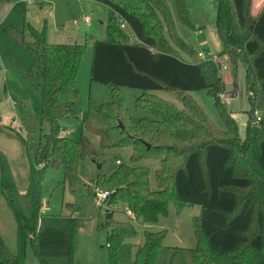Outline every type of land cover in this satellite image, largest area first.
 <instances>
[{"label": "trees", "instance_id": "trees-1", "mask_svg": "<svg viewBox=\"0 0 264 264\" xmlns=\"http://www.w3.org/2000/svg\"><path fill=\"white\" fill-rule=\"evenodd\" d=\"M97 1L109 7V40L94 43L91 79L111 85L113 98L106 103L91 101L82 115L77 110L81 94L76 80L85 45L50 43L46 27L39 30L29 25V41L11 29L34 58L27 79L40 94V121L49 123V131L40 128L31 139L17 132L30 164L23 193L0 150L4 194L18 219V253L0 235V264H27L28 242L36 244L44 206L45 170L63 166L65 179L74 185L82 161L88 157L97 161L98 149L89 135L75 140L66 134L63 121L77 118L88 133L99 137L101 148H131L130 163L120 162L115 171L94 180L95 189L110 192L109 207L127 204L135 220L151 224L168 213L170 203L178 210L200 205V214L194 218L197 245L189 249L194 264H264V116L251 123L255 110L264 107V6L253 16L249 0H217L216 25L224 43L221 53L235 68L244 63L249 93H253L242 138L225 106L220 66L211 59L196 63L184 59L183 50L198 53L178 35L164 0ZM175 6L179 19L189 24L185 0H175ZM17 8L24 13L26 5L20 2ZM122 86L174 93L182 105L148 93L137 99V105L157 117L132 118ZM198 89L213 95L227 129H218L192 97L190 91ZM18 110L25 122L33 121L30 102L22 101ZM145 161L158 162L156 188L150 185L151 167ZM132 221L115 219L114 212L106 209L101 227L108 230L109 264H156L165 231L145 230L143 243H135L138 229ZM41 264L50 263L43 260Z\"/></svg>", "mask_w": 264, "mask_h": 264}, {"label": "rangeland", "instance_id": "rangeland-1", "mask_svg": "<svg viewBox=\"0 0 264 264\" xmlns=\"http://www.w3.org/2000/svg\"><path fill=\"white\" fill-rule=\"evenodd\" d=\"M170 7L178 35L198 55L181 51L184 59L193 63L212 60L221 66L219 75L224 84L223 98L228 112L237 121L242 138L246 137L249 121L250 94L247 84V69L243 62L237 68L227 55L222 54L224 43L218 33L216 19L217 0H185L189 24L182 22L176 12L175 0H164ZM24 2L26 10L20 12L17 4ZM264 6V0H249V12L257 15ZM88 18L90 24L84 21ZM109 7L97 0H0V150L7 156L18 190H27L30 164L26 148L19 137L25 139L37 136L38 130L49 131V123L40 121L41 97L27 79L34 58L19 41L31 39L29 25L36 29L46 27L47 41L50 43H78L85 45L76 86L81 94L77 107L80 115L86 112L90 102L106 103L113 98V88L109 84L93 81L91 69L93 48L97 40H109L107 24ZM132 32L128 27H123ZM18 30V37L11 31ZM22 31V32H21ZM226 65V68H222ZM236 95L232 96V92ZM128 114L132 118L157 117L151 110L140 108L137 99L145 94H156L181 106V101L174 93L162 90L144 91L140 88L122 86ZM192 97L201 105L218 129H227V122L218 111L214 97L208 89L190 91ZM30 102L32 122L27 123L19 115V103ZM264 116V107H258ZM255 113V112H254ZM253 114L251 123L257 124ZM66 134L75 140L89 135L98 149L97 161L88 157L83 160L76 183L65 179L63 166H52L45 170L41 185L44 206L40 213L36 231L37 241L29 240L26 249L27 264H41L43 260L50 264H109L110 255L107 244L106 228L101 227L105 220L106 209L114 212L115 219H131L124 211L125 205L109 207L106 203L97 205L99 191L93 187L99 174H110L122 163H130L131 148H101L99 137L88 133L82 120L63 121ZM151 167L150 185L157 187L156 161H145ZM23 190V191H21ZM201 211L200 205L183 207L178 210L170 203L168 213L161 215L156 223L142 224L133 220L138 229L135 243H143L144 231H165L162 247L158 251L156 264H194L189 249L197 245L194 218ZM132 220V219H131ZM0 235L13 253H18V219L4 194L0 177Z\"/></svg>", "mask_w": 264, "mask_h": 264}, {"label": "built area", "instance_id": "built-area-1", "mask_svg": "<svg viewBox=\"0 0 264 264\" xmlns=\"http://www.w3.org/2000/svg\"><path fill=\"white\" fill-rule=\"evenodd\" d=\"M84 21L87 24H90V21L88 20V18H84ZM122 26H125V24L122 23ZM211 60L215 61V58H213ZM222 68L225 69L226 68V65L223 66ZM254 115H255V119H257V121H260L261 120V117L262 116L259 114L258 111H255ZM117 161H118V163H120V160H117ZM96 189L100 192L99 193L100 195H99V198H98V201H97V205H102L103 203H106V201H107V199H108V197L110 195V192L107 191V190H101L99 188H96ZM124 211L126 212L127 215L130 216L131 219L135 220L134 212L132 211V209H131V207L129 205H127V204L125 205Z\"/></svg>", "mask_w": 264, "mask_h": 264}, {"label": "water", "instance_id": "water-1", "mask_svg": "<svg viewBox=\"0 0 264 264\" xmlns=\"http://www.w3.org/2000/svg\"><path fill=\"white\" fill-rule=\"evenodd\" d=\"M235 95H236V91H233V92H232V96H235ZM120 125H121V127L123 126L122 123H121ZM149 146H150V145L148 144V147H149Z\"/></svg>", "mask_w": 264, "mask_h": 264}, {"label": "crops", "instance_id": "crops-1", "mask_svg": "<svg viewBox=\"0 0 264 264\" xmlns=\"http://www.w3.org/2000/svg\"><path fill=\"white\" fill-rule=\"evenodd\" d=\"M21 191H23V190H21ZM23 193V192H22Z\"/></svg>", "mask_w": 264, "mask_h": 264}]
</instances>
